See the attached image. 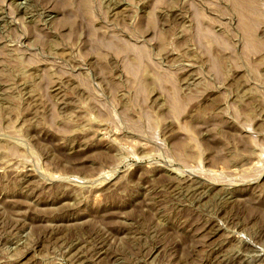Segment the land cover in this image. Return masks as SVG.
<instances>
[{"label": "rangeland", "instance_id": "374dc122", "mask_svg": "<svg viewBox=\"0 0 264 264\" xmlns=\"http://www.w3.org/2000/svg\"><path fill=\"white\" fill-rule=\"evenodd\" d=\"M81 1L0 0V264H264V0Z\"/></svg>", "mask_w": 264, "mask_h": 264}, {"label": "bare ground", "instance_id": "6f19581e", "mask_svg": "<svg viewBox=\"0 0 264 264\" xmlns=\"http://www.w3.org/2000/svg\"><path fill=\"white\" fill-rule=\"evenodd\" d=\"M90 1V0H89ZM88 0H82L81 1V8L82 9H80L81 11L83 10L84 11V13L86 14V15H88V17H89V14H90V7H89V2ZM232 1V0H231ZM238 2H240L239 0H237ZM244 1V0H243ZM247 1H249V0H247ZM233 2V1H232ZM62 3H63V5L64 6H69L70 4H71V0H62ZM244 3V4H243ZM253 4V2H241L240 4H242V5H240L239 4V10L241 11L240 12V14H242L243 16H241L242 18V20L241 21H243V19H244V21L243 22H241V26H242V29H243V31H244V33H245V35H246V37H247V42H248V44H246V45H248L249 47H250V49L252 48L251 47V45L252 46H254V47H256L255 45L256 44H254V42H252V35H251V27H250V24L252 25L253 23H250L249 21L251 20V18H252V20H255V19H257L258 21H260V19H258V18H262V17H264L263 16V14L261 13H259L258 11H257V8L255 9V7L252 5ZM238 4V3H237ZM236 4L234 3V6H235ZM63 6V7H64ZM71 7V6H70ZM237 7H238V5H237ZM66 9V8H65ZM238 9V8H237ZM64 10V9H63ZM76 10V9H75ZM80 14V13H79ZM92 14V13H91ZM81 15V14H80ZM260 15H261V17H260ZM153 17V16H152ZM151 17V18H152ZM240 18V17H239ZM250 19V20H249ZM201 19H199V21H200ZM151 21L153 22V23H151V26L154 24V20H153V18L151 19ZM150 21V22H151ZM66 22V21H65ZM254 22V21H253ZM64 23V22H63ZM63 23L61 24V25H63ZM67 23V22H66ZM257 23V22H256ZM255 23V24H256ZM60 25V27H62ZM148 25V24H147ZM150 25V24H149ZM155 25V24H154ZM154 25H153V27H154ZM198 25V24H197ZM253 28H254V25H253V27H252V30H253ZM201 30V29H200ZM210 30V29H209ZM255 31V30H254ZM202 32V31H201ZM211 33V32H210ZM253 33V32H252ZM208 34H209V31H208ZM95 35V34H94ZM202 36V35H201ZM208 36H211L210 34L208 35ZM254 36V35H253ZM100 37V36H99ZM208 39V38H207ZM215 40V39H214ZM253 40H254V38H253ZM97 41V40H96ZM202 41V40H201ZM217 41H218V38H217ZM220 42V41H219ZM111 43V42H110ZM100 44H102L103 45V42H100ZM108 44H109V42H108ZM107 45V44H106ZM109 45H111V44H109ZM113 46H115V45H113ZM117 46V45H116ZM118 46H119V44H118ZM103 47V46H102ZM130 47V46H129ZM254 47H253V49H254ZM108 49V48H107ZM113 49H114V47H113ZM116 49V48H115ZM123 50H125V48H123ZM129 50V49H128ZM118 51V50H117ZM126 51V50H125ZM132 51V50H131ZM145 51V50H144ZM120 52L122 53V51L120 50ZM137 52V51H136ZM139 52V51H138ZM142 52H143V50H142ZM144 53V52H143ZM141 55H143L142 57L143 58H145V56H144V54H142V53H140ZM140 54H139V56H140ZM146 55H147V53H146ZM138 56V55H137ZM141 57V58H142ZM137 58V57H136ZM140 58V57H139ZM147 58V57H146ZM139 60V59H138ZM141 60V59H140ZM145 60V59H144ZM141 61H143V59L141 60ZM140 63V62H139ZM139 63L137 64V65H139ZM133 64V63H132ZM217 64V63H216ZM212 65H213V63H212ZM132 66V65H131ZM130 67V66H129ZM135 69H138L137 67H135L134 68V70L132 71V69L130 68V71H132L133 72V74L136 76V74L138 73H134V72H136V70ZM139 71V70H138ZM141 71V70H140ZM162 77V76H161ZM167 79V78H166ZM160 81L162 82V79H160ZM158 83V82H157ZM171 83V82H170ZM169 83V84H170ZM174 83V82H173ZM176 85V84H175ZM140 87H141V85H139ZM141 90H142V88H141ZM141 92V91H140ZM175 92V91H174ZM173 92V93H174ZM179 102V101H178ZM173 105V106H172ZM171 106L174 108V110H176L177 111V113L180 111V109H179V111H178V109L177 108H180V107H177L178 106V103H177V101H176V97L174 96V98H172V104H171ZM175 111V112H176ZM171 112V111H170ZM175 112H173V113H175ZM186 126V125H185ZM187 131V130H186ZM191 131V130H190ZM193 137V136H192ZM192 139V138H191Z\"/></svg>", "mask_w": 264, "mask_h": 264}]
</instances>
